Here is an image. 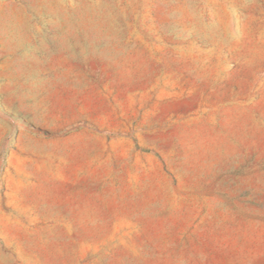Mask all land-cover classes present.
<instances>
[{
	"label": "rangeland",
	"instance_id": "374dc122",
	"mask_svg": "<svg viewBox=\"0 0 264 264\" xmlns=\"http://www.w3.org/2000/svg\"><path fill=\"white\" fill-rule=\"evenodd\" d=\"M0 264H264V0H0Z\"/></svg>",
	"mask_w": 264,
	"mask_h": 264
}]
</instances>
